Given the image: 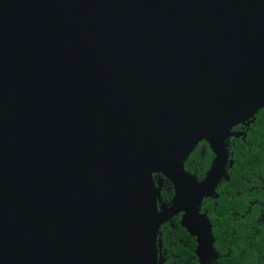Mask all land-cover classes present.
<instances>
[{"label":"water","instance_id":"obj_1","mask_svg":"<svg viewBox=\"0 0 264 264\" xmlns=\"http://www.w3.org/2000/svg\"><path fill=\"white\" fill-rule=\"evenodd\" d=\"M262 109L264 0H0V264H160L179 213L204 253L201 203Z\"/></svg>","mask_w":264,"mask_h":264},{"label":"flooded vegetation","instance_id":"obj_2","mask_svg":"<svg viewBox=\"0 0 264 264\" xmlns=\"http://www.w3.org/2000/svg\"><path fill=\"white\" fill-rule=\"evenodd\" d=\"M247 123L248 122L245 124H239L233 128L232 132L234 135L230 138L231 142H235L234 138L243 139L245 136V138L249 141V145L251 144L254 137H264V127H254V129L257 131V134L249 135V129L246 130L248 127ZM260 131L262 132L261 135L259 133ZM257 147L264 160V143L259 142ZM199 148H201L200 157L204 158V155L206 154V146L202 145ZM228 158L229 159L226 166L227 178H223V182L226 187L223 189L222 182L219 186L217 185L218 188L216 187L217 189H215L214 194L211 197L209 196L203 199L200 207V214L209 217L208 212L204 209L203 205L208 202L216 203L215 200L223 199L228 207V210H230L228 221L224 222V226L228 232L226 243L231 245V238L229 237L230 232V234H234V237H236L242 245L241 254L238 255L239 260L236 264H264V163L257 169H251L248 167L245 172H238L237 184L233 183L232 187H230L229 183L231 182V177L234 173L230 172L229 177L228 171L232 166L234 168L235 162L233 163L231 161L230 155H228ZM198 164L200 165V162H198ZM243 169L244 167H242V170ZM174 196L175 190L170 201H165L166 199L162 197L161 202L165 206L170 205ZM234 201L235 206H232ZM183 216L184 213H179L165 222L161 227L160 235L162 237V246L159 248L160 264H215L213 262V251L207 247L205 252L202 253L201 248H199L198 236L192 235L185 227H183ZM198 217L200 218L201 216ZM209 219L211 221L210 217ZM177 220L184 231L176 228L178 227L175 223ZM178 234L181 236L183 235L184 238L179 237ZM175 243L181 244L182 248L180 249L183 250V254L185 253L183 258L180 254V258L177 261V249L174 250L170 247ZM244 247L249 248L247 251H245ZM219 255L220 257L222 256L221 254ZM188 257L191 258V261L188 259ZM232 264L235 263L233 262Z\"/></svg>","mask_w":264,"mask_h":264},{"label":"trees","instance_id":"obj_3","mask_svg":"<svg viewBox=\"0 0 264 264\" xmlns=\"http://www.w3.org/2000/svg\"><path fill=\"white\" fill-rule=\"evenodd\" d=\"M256 128L264 127V109L260 110V112L256 115L253 122H251L250 126L248 125L247 129L249 132V135L257 134ZM254 129V130H252ZM260 135L262 132H259ZM231 138V137H230ZM230 138H228V155L231 157V161L234 164L228 171V176L230 177V172L234 173L231 177L230 187H232L233 183L237 184L238 180V172H245L248 167L251 169H257L258 167L262 166L264 163V160L262 156L260 155L259 149L257 147V144L259 142L264 143V137L258 136L254 137L251 144L248 145L249 141L248 139H235V142H231ZM199 145L206 146V154L204 155V158L200 157V149ZM231 146V147H230ZM231 148V151H230ZM244 148V149H243ZM234 153V154H233ZM215 153L213 149L211 148V145L207 141H203L200 144L197 145V147L194 149V151L191 153V155L188 157V159L185 161L184 167L185 171L188 172L191 176L195 177L199 181H203L207 178V175L210 171V169L213 166L214 160H215ZM200 162V165L198 164ZM242 167L244 169L242 170ZM164 179V178H163ZM224 179H221L218 186L223 182ZM168 179H164L162 181V190L161 191V197L165 198V201H170L174 195V187L172 186V183ZM156 183L158 185V180H156ZM217 186V188H218ZM237 186V185H236ZM223 189H225L224 182L222 183ZM216 188V189H217ZM211 197V196H210ZM217 199V198H215ZM216 203H205L203 205L204 209L208 212L209 217L211 218V222L213 224V230H212V244L209 246V248L214 253V260L213 262L215 264H232L233 262L236 264L238 262V255L241 254L242 245L237 240L236 237H234V234H230L229 237L231 238V245H228L226 243V237L228 235V232L226 231V228L224 226V222L228 221V217L230 214V210H228V207L224 200L218 199L215 200ZM232 206H235V201L233 202ZM176 227L177 229L184 231V229L180 226L179 221L177 220ZM163 231V230H162ZM179 235V234H178ZM179 237L184 238V236L179 235ZM159 248L162 246V237L159 235ZM176 251V261L179 260L180 254L185 256V253L183 254V250L181 244L175 243L174 245L170 246ZM245 251L248 250L249 247H244ZM231 249V250H230ZM172 254V253H171ZM221 254L222 256L220 257ZM188 259L191 261V258L188 257Z\"/></svg>","mask_w":264,"mask_h":264},{"label":"rangeland","instance_id":"obj_4","mask_svg":"<svg viewBox=\"0 0 264 264\" xmlns=\"http://www.w3.org/2000/svg\"><path fill=\"white\" fill-rule=\"evenodd\" d=\"M160 177H161V176H160V175H158V176H157V179H159Z\"/></svg>","mask_w":264,"mask_h":264}]
</instances>
